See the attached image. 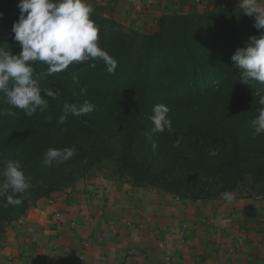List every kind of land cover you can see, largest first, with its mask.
<instances>
[{"label":"trees","instance_id":"trees-1","mask_svg":"<svg viewBox=\"0 0 264 264\" xmlns=\"http://www.w3.org/2000/svg\"><path fill=\"white\" fill-rule=\"evenodd\" d=\"M19 2L0 0V48L8 46L12 55L22 50L12 32ZM90 19L99 28V47L117 61L114 74L99 59L73 63L39 81L42 90L59 93L53 100L41 92L48 111L29 118L12 109L19 113L16 118L0 117V169L4 161H20L31 183L18 197L20 206L0 198V236L36 201L93 175L101 164H109L114 179L193 201L224 192L264 196V133L254 135L251 125L264 107L259 104L264 85L241 84L231 60L250 37L264 35V29L254 27V17L230 0L201 13L163 16L157 30L147 34L94 13ZM32 67L36 76L47 71L42 62ZM84 100L95 105L92 113L69 115L65 124H57L65 103ZM157 104L170 109L171 133L151 132L149 118ZM8 107L0 98V108ZM177 140L180 146L173 147ZM71 147L77 150L72 158L43 166L49 148ZM243 190L250 193L242 195Z\"/></svg>","mask_w":264,"mask_h":264},{"label":"crops","instance_id":"crops-1","mask_svg":"<svg viewBox=\"0 0 264 264\" xmlns=\"http://www.w3.org/2000/svg\"><path fill=\"white\" fill-rule=\"evenodd\" d=\"M226 1L84 0L141 34L155 32L163 16ZM0 264H264V196L193 201L88 175L6 227Z\"/></svg>","mask_w":264,"mask_h":264},{"label":"clouds","instance_id":"clouds-1","mask_svg":"<svg viewBox=\"0 0 264 264\" xmlns=\"http://www.w3.org/2000/svg\"><path fill=\"white\" fill-rule=\"evenodd\" d=\"M19 18L13 23V39L21 46L18 55H12L0 48V98L8 108H0V117L16 118L23 110L24 115L32 117L39 110L48 111V100L41 97V92L55 100L58 91L41 89L39 81L46 76L66 70L73 63H85L102 60L109 74H114L117 61L98 45L99 28L90 19L93 9L84 0H20L18 4ZM239 9L247 16L254 17V27L264 29V3L261 0H239ZM26 14V15H25ZM3 13H0L2 18ZM250 44L238 49L231 57L240 72V83L249 88L255 84L264 85V35L259 38L250 37ZM32 62H42L47 66L46 73L35 75ZM95 68V63L89 64ZM73 85L78 86L79 80L72 77ZM87 89L80 88V94L85 95ZM264 106V96L259 99ZM95 105L88 100L82 104L63 105V112L57 120L58 125L65 124L69 115L80 117L92 113ZM149 118L153 133L173 131V123L169 117L170 109L164 104L153 107ZM51 121L52 117H46ZM86 123V122H85ZM254 135L264 133V107L258 110V115L251 121ZM63 131V129H62ZM149 138H151L149 136ZM177 140L173 147H179ZM155 148V144H153ZM77 153L75 147L55 149L49 148L43 156L45 167L58 166L72 158ZM0 169V198L7 204L20 206L18 198L31 188L30 177L21 170L20 161H4ZM222 197L231 203L235 198L234 192H224Z\"/></svg>","mask_w":264,"mask_h":264},{"label":"rangeland","instance_id":"rangeland-1","mask_svg":"<svg viewBox=\"0 0 264 264\" xmlns=\"http://www.w3.org/2000/svg\"><path fill=\"white\" fill-rule=\"evenodd\" d=\"M109 167V164H101L99 167H95V169L93 170L94 174H101L105 177L112 178L111 169ZM248 193H250V190H243L241 194L246 195Z\"/></svg>","mask_w":264,"mask_h":264}]
</instances>
